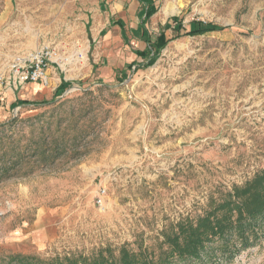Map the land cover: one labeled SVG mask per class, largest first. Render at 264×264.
<instances>
[{
    "label": "rangeland",
    "instance_id": "rangeland-1",
    "mask_svg": "<svg viewBox=\"0 0 264 264\" xmlns=\"http://www.w3.org/2000/svg\"><path fill=\"white\" fill-rule=\"evenodd\" d=\"M153 1V41L171 35L173 16L186 30L193 20L228 28L181 36L153 65L127 68L145 63L130 58L138 0H0V82L16 56L49 46L69 83L48 105L35 103L55 89L18 105L19 87L0 85V154L29 139L67 148L0 177V256L156 249L170 224L264 169V0ZM116 19L122 37L100 46ZM230 264H264V238Z\"/></svg>",
    "mask_w": 264,
    "mask_h": 264
},
{
    "label": "trees",
    "instance_id": "trees-1",
    "mask_svg": "<svg viewBox=\"0 0 264 264\" xmlns=\"http://www.w3.org/2000/svg\"><path fill=\"white\" fill-rule=\"evenodd\" d=\"M143 14L138 27L147 46L134 53L145 63L133 61L127 68L150 66L159 58L166 45L184 35H200L211 31L224 30L227 26L193 20L186 30L179 17H171V35L161 29L155 41L145 31V24L156 12L153 0H138ZM123 29V20L111 22ZM121 72H124L122 70ZM68 81L61 79L50 100H41L37 105L51 104L57 94L64 90ZM106 88V87H105ZM18 105L27 101H18ZM13 117L10 121L15 122ZM44 140H28L21 150L15 149L12 155L0 154V177L9 173L27 157L47 164L67 151L64 143ZM32 150L31 153H25ZM264 238V169L255 172L241 184H232L218 198H212L207 208L194 221L184 219L170 224L162 230L161 239L155 248L139 244L133 248L129 243L122 244L116 253L101 248L90 254H70L54 257H40L35 254L12 253L0 256V264H230L248 247L257 245Z\"/></svg>",
    "mask_w": 264,
    "mask_h": 264
},
{
    "label": "built area",
    "instance_id": "built-area-1",
    "mask_svg": "<svg viewBox=\"0 0 264 264\" xmlns=\"http://www.w3.org/2000/svg\"><path fill=\"white\" fill-rule=\"evenodd\" d=\"M57 58L54 49L49 46L29 52L24 56H16L12 61L10 73L0 82V85L3 83L5 88L18 89L29 82L47 84L49 82L47 69L53 63L59 65ZM1 94L0 91V101L2 100ZM100 202L99 199L98 203Z\"/></svg>",
    "mask_w": 264,
    "mask_h": 264
},
{
    "label": "crops",
    "instance_id": "crops-1",
    "mask_svg": "<svg viewBox=\"0 0 264 264\" xmlns=\"http://www.w3.org/2000/svg\"><path fill=\"white\" fill-rule=\"evenodd\" d=\"M139 2V1H138ZM140 3V2H139ZM141 8H142V12H143V7L140 4ZM140 23V20L138 22V25ZM115 26V25H112ZM118 26V25H116ZM125 26H123V29H121L118 26V29H116V31L114 30L113 32H110V34H108L103 40H101L100 42V46L103 47H113L114 45L117 44L116 40H118L119 37H122V31L124 30ZM140 29V28H139ZM145 31H147L145 29ZM140 35H142V29H140ZM124 33V32H123ZM143 40H141V43H136V47L133 50V52L130 55L131 60H133V56H135L137 59L140 58L138 57L134 51L135 50H143L146 48L147 43H142ZM153 41V40H152ZM136 60V59H135ZM136 62H138L136 60ZM47 73L49 75V82L47 84H42L39 82H29L26 83L25 85H23L22 87H20L18 89V92L16 93L15 99L16 101H22V100H28L29 98H42L45 95H48V93H52V91L55 89V87L57 85L60 84L61 82V77L59 75H57V73H55V71H53V68L49 67L47 69ZM24 105V104H21Z\"/></svg>",
    "mask_w": 264,
    "mask_h": 264
},
{
    "label": "bare ground",
    "instance_id": "bare-ground-1",
    "mask_svg": "<svg viewBox=\"0 0 264 264\" xmlns=\"http://www.w3.org/2000/svg\"><path fill=\"white\" fill-rule=\"evenodd\" d=\"M48 1V0H47ZM165 9V8H164Z\"/></svg>",
    "mask_w": 264,
    "mask_h": 264
}]
</instances>
